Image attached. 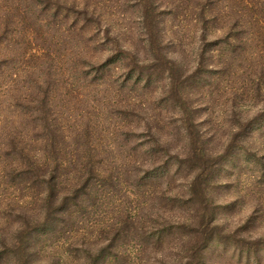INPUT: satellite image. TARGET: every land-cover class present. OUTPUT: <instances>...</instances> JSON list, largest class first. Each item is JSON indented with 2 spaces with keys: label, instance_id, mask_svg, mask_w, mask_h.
<instances>
[{
  "label": "rangeland",
  "instance_id": "374dc122",
  "mask_svg": "<svg viewBox=\"0 0 264 264\" xmlns=\"http://www.w3.org/2000/svg\"><path fill=\"white\" fill-rule=\"evenodd\" d=\"M0 0V264H264V7Z\"/></svg>",
  "mask_w": 264,
  "mask_h": 264
},
{
  "label": "trees",
  "instance_id": "16d2710c",
  "mask_svg": "<svg viewBox=\"0 0 264 264\" xmlns=\"http://www.w3.org/2000/svg\"><path fill=\"white\" fill-rule=\"evenodd\" d=\"M245 4L251 8H254L256 6H258V7L263 6L264 7V0H246Z\"/></svg>",
  "mask_w": 264,
  "mask_h": 264
}]
</instances>
